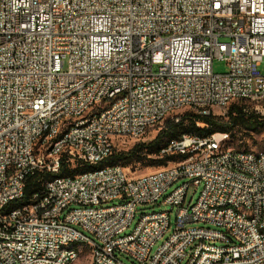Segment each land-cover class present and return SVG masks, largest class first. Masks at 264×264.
<instances>
[{"label": "built area", "instance_id": "built-area-1", "mask_svg": "<svg viewBox=\"0 0 264 264\" xmlns=\"http://www.w3.org/2000/svg\"><path fill=\"white\" fill-rule=\"evenodd\" d=\"M214 58L227 70L215 72ZM262 60L264 0H0V264H82L88 254L56 249L69 234L94 245L90 264H124L118 253L138 264L188 253L185 264H264V157L238 155L229 133L173 138L160 154L182 157L152 171L41 179L31 207L2 211L29 177L102 161L116 139L177 120L183 102L215 114L206 102L226 111L243 98L245 113L264 117ZM160 198L176 207L173 227L170 212L152 210L126 232L136 207ZM215 200L248 203L249 220L212 210Z\"/></svg>", "mask_w": 264, "mask_h": 264}, {"label": "trees", "instance_id": "trees-1", "mask_svg": "<svg viewBox=\"0 0 264 264\" xmlns=\"http://www.w3.org/2000/svg\"><path fill=\"white\" fill-rule=\"evenodd\" d=\"M227 119H223L212 112L208 114H198L186 111L180 114L178 119L166 118L164 125L157 131L155 136L149 140H138L130 148L122 149L115 147L111 154L105 157L100 165L121 164L128 165L131 162L143 160L149 154L160 155L158 162L153 165H164L168 161L177 160L180 154L163 153L160 150L167 145L170 139L178 138L182 133L190 132L201 135L210 134L215 131H226L229 133L235 127H243L254 130L258 126L264 125V117H259L254 113H245L243 106L239 103H231L226 111ZM197 122L202 125L198 126ZM90 165L77 164L72 168L70 162L62 164L59 174L75 175L76 173L90 168ZM50 174L37 173L26 180L25 191L22 198L13 200L2 210L8 211L13 207L19 206L29 201L31 193L40 186V180L46 179Z\"/></svg>", "mask_w": 264, "mask_h": 264}, {"label": "rangeland", "instance_id": "rangeland-1", "mask_svg": "<svg viewBox=\"0 0 264 264\" xmlns=\"http://www.w3.org/2000/svg\"><path fill=\"white\" fill-rule=\"evenodd\" d=\"M227 68H228V66L223 59L214 58L213 69L215 72H224L227 70ZM257 70L264 73V60H262L261 63L257 66ZM193 110H196V109L186 108V109H184L183 112H181V111L180 112H181V114L185 113L186 111H190V112L194 113ZM214 110H215V115L223 118L224 120L227 119V116H226L227 110L224 111L223 109H219L218 107H215ZM249 111H250V109H249ZM164 122H162V124L156 126L155 128L153 127L151 129L147 130L144 134L137 136L136 139H133V138H118V139H116V142H115L116 147L122 148V149H128L138 140H142V141L145 140L146 141V140L153 138L155 136V134L157 133V131L164 125ZM197 125L200 126L202 124L197 122ZM222 132L228 133L226 131H222ZM186 133H188V132H186ZM193 134H196L199 136L201 135V134H197V133H193ZM229 136H230V138L227 141V146H231L233 148H236L237 150H253V151L264 150V125L258 126V128L254 129V130H248V129H245L243 127H235L234 129L229 131ZM158 157H160V155L149 154L143 160L131 162L130 164H128V166L130 167L131 172L134 174L152 171L159 166V165H157V166L153 165V163L158 162L157 161ZM72 166L75 167V164H72ZM184 180H187V179H181L178 183H180ZM200 188H201V185H199L197 188L190 187L186 202H189L190 197L192 196L191 202L193 203L199 194ZM169 190L170 189H168L166 191V193H168ZM113 202H117V200H114ZM170 209H171V205L168 203H163L162 198H160L159 201L154 205H152V204L138 205L136 207V217L133 220L130 227L126 230V232H129L132 230V228L134 227L140 213L149 212L152 210H170ZM175 211H176V207H173L172 211L170 212L171 223H172L171 228L173 227V224H174ZM187 225L188 226H200V225L212 226L211 224H207L204 222H190ZM171 228L166 232V234L161 239H159V241L155 244L154 247H156L159 243H161L164 240V238H166L168 236L169 232L171 231ZM86 234L90 238L93 239L92 235H90L88 233H86ZM79 246H80V248H83L84 244H79ZM86 250H87V248H84L85 252H86ZM87 258H89V256H83L82 263L86 262ZM118 258L124 264H138V263L134 262L132 260V258H130L126 255H122V254L118 253ZM188 258H189V253L182 260L181 264H185L187 262Z\"/></svg>", "mask_w": 264, "mask_h": 264}, {"label": "bare ground", "instance_id": "bare-ground-1", "mask_svg": "<svg viewBox=\"0 0 264 264\" xmlns=\"http://www.w3.org/2000/svg\"><path fill=\"white\" fill-rule=\"evenodd\" d=\"M233 102L242 105L244 111H249L250 109V102L248 99L234 98ZM186 108H194L198 110V102L196 101L183 102V109ZM214 108H215V102H206V109H214ZM180 111H181V104L172 105V112H180ZM151 128L153 127L141 128L139 132H136V137L144 134L147 130ZM65 129H73V122H65ZM216 132L224 133L222 131H216ZM182 135H193V133H189V132L183 133L180 136ZM200 136H205V135H200ZM160 152L161 153L164 152V147L160 150ZM237 154L238 155L248 154V158H261L264 157V150H259V151L237 150ZM100 162L101 161L75 163V166L77 164L79 165L87 164L91 166L86 170L78 172L80 174H88V172L89 173L106 172V168H112L113 166H120V164L100 165ZM59 172L60 171L48 173L50 175L46 177V182L69 180L72 176L69 174L68 175L59 174ZM78 173H76L75 175H78ZM37 191H39V187L31 193V196H36ZM32 205H33V198H29V201L21 204L20 207H31ZM224 209H232L236 214H242V220H249L248 203H241L235 200H215L212 202V210H224ZM163 212H171V209L163 210ZM0 243H1V248H9L8 234L0 233ZM79 244H84V247L80 248ZM84 248H87L86 252L84 251ZM56 249H58V253L60 254H72L74 251H80L88 254L89 258H87L86 262L82 264H90V258H96V248L94 247V245L90 244L89 241H81V235L79 234L66 235V241L56 242ZM111 264H120V263L111 262Z\"/></svg>", "mask_w": 264, "mask_h": 264}]
</instances>
